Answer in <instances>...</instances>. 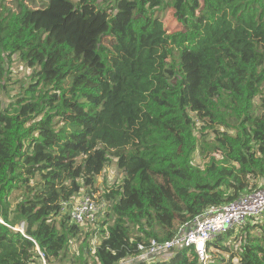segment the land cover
<instances>
[{"label":"trees","instance_id":"trees-1","mask_svg":"<svg viewBox=\"0 0 264 264\" xmlns=\"http://www.w3.org/2000/svg\"><path fill=\"white\" fill-rule=\"evenodd\" d=\"M40 5L0 0V264H43L37 248L46 264H200L193 247L139 246L264 189V0ZM14 57L33 72L7 106ZM83 191L102 193L100 229L61 211ZM208 251L264 264V212Z\"/></svg>","mask_w":264,"mask_h":264},{"label":"built area","instance_id":"built-area-1","mask_svg":"<svg viewBox=\"0 0 264 264\" xmlns=\"http://www.w3.org/2000/svg\"><path fill=\"white\" fill-rule=\"evenodd\" d=\"M96 195H84L79 201L63 203L62 212L70 214L72 222L81 226L90 225L96 222L100 210L105 207L96 201ZM264 212V189L250 195L240 197L235 202L213 207L204 214L196 217L192 222L185 224L172 241L159 243L156 240L150 241V246H139L143 250L142 258L159 256L164 253L181 251L193 247L199 255L200 264H208L210 257L219 250L208 251V246L220 235L236 230L245 225L249 220L261 215ZM21 232H24L22 224ZM43 264L45 256L40 252Z\"/></svg>","mask_w":264,"mask_h":264},{"label":"rangeland","instance_id":"rangeland-1","mask_svg":"<svg viewBox=\"0 0 264 264\" xmlns=\"http://www.w3.org/2000/svg\"><path fill=\"white\" fill-rule=\"evenodd\" d=\"M18 1H24L25 3L30 4V6L32 7H36L39 8L41 7L40 3L43 2L44 0H5V4L8 7H13L15 5L16 2ZM33 3H36L35 5ZM168 30L170 32H173L176 30V26L174 23H169L168 22ZM7 82H8V89H6V91H3L2 95H1V101L7 105L10 106L11 105V101L16 100V97L23 91L25 90L26 87H28L29 81L31 80V75L33 70L30 69L26 64L22 63L19 61L18 57H14L12 62H10L7 66ZM15 102V101H14ZM13 103V102H12ZM196 160L197 162L200 161L199 157L196 156ZM113 164L107 168L105 174H103L102 176H100L99 180H98V185L100 187H102V189H105L107 186H110L113 184V182H117L121 179V173L120 171H118L115 167L116 163L115 161L112 162ZM85 195V191H83L81 194H79L75 201H78V198L83 197ZM96 197H97V202L98 204L101 205L102 200L99 198L100 196H102V193H99V191L96 192ZM19 197V194H15L14 195V200L16 201L17 198ZM105 207H103L100 210V214L97 215V221L98 222V226L100 229L101 224L103 223V221L105 220ZM82 230L84 231H90L89 228L90 225H86V226H81ZM17 229L21 230L22 229V225L18 226ZM85 234L82 237V240L84 239ZM72 246V250L71 253H74L76 255H81V250L79 249V244L77 240H74L71 244ZM219 253V252H218ZM86 254V258L88 255V250H84L82 256H84ZM215 254V253H214ZM213 254V255H214ZM128 263V262H127ZM124 263V264H127Z\"/></svg>","mask_w":264,"mask_h":264},{"label":"crops","instance_id":"crops-1","mask_svg":"<svg viewBox=\"0 0 264 264\" xmlns=\"http://www.w3.org/2000/svg\"><path fill=\"white\" fill-rule=\"evenodd\" d=\"M83 197L78 198V201L81 200Z\"/></svg>","mask_w":264,"mask_h":264},{"label":"water","instance_id":"water-1","mask_svg":"<svg viewBox=\"0 0 264 264\" xmlns=\"http://www.w3.org/2000/svg\"><path fill=\"white\" fill-rule=\"evenodd\" d=\"M18 232H20L21 230L17 229Z\"/></svg>","mask_w":264,"mask_h":264},{"label":"bare ground","instance_id":"bare-ground-1","mask_svg":"<svg viewBox=\"0 0 264 264\" xmlns=\"http://www.w3.org/2000/svg\"><path fill=\"white\" fill-rule=\"evenodd\" d=\"M228 233V232H227ZM198 254V253H197ZM199 256V255H198Z\"/></svg>","mask_w":264,"mask_h":264}]
</instances>
